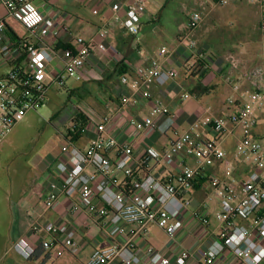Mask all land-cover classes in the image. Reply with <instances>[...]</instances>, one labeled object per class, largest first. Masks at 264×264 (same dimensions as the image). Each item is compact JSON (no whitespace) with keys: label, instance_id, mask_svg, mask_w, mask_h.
<instances>
[{"label":"built area","instance_id":"obj_1","mask_svg":"<svg viewBox=\"0 0 264 264\" xmlns=\"http://www.w3.org/2000/svg\"><path fill=\"white\" fill-rule=\"evenodd\" d=\"M9 16L15 18L26 29L33 41L24 40L18 49L6 39V23L0 16V57L12 64L11 71L0 79V142L4 136L30 112H39L47 104L53 84H64V75L75 76L86 67L94 51L107 52L108 30L101 29L98 38L88 41L74 37L75 48L59 47L58 39L62 26L45 18L34 0H0ZM216 5L226 7L249 1L257 3L261 9L260 29L264 32V0H214ZM124 9L125 14L121 15ZM113 20L136 36L142 27V15L146 12L145 0H131L126 6L113 4ZM97 14V11H94ZM203 20L200 12H192L187 20L183 48L203 63V70L220 68L219 59L210 48L200 47L192 37V30ZM167 53L162 47L160 54ZM59 58L64 64V74L49 80L48 68ZM232 67L237 61L226 58ZM65 75V76H66ZM179 76L177 67L166 66L153 60L132 85L134 93L150 103L149 115L127 116L123 109L136 105L141 99L136 94L122 96V110L119 116H96L84 105L74 106V116L79 113L94 126V137L86 148L79 147L73 140L65 138L61 147V158L56 164L57 176L49 184L43 204L51 210L56 203L66 198L70 200L67 214L78 216L89 214L103 218L112 214L111 224L118 226L125 222L133 225L131 238L120 245L113 243L104 249H95L87 264H111L120 260L122 264H141L143 257L135 237L151 226H157L170 238H174L184 222V212L192 207L189 192L197 181L206 195L218 194L220 211L217 215L219 231L215 240L200 256L201 264H215L221 255L231 253L241 264H261L264 261V138H258L255 130L258 115L264 111V64L253 67L249 72L252 88L243 90L240 83L231 78L230 87L235 95L226 103L234 108L228 117L206 112L193 120L186 131L176 129V116L159 99H153L150 88L153 84L166 85ZM128 83L126 77L121 78ZM186 94L184 98H188ZM71 120V122H72ZM115 128V132L112 130ZM211 131L214 137L204 135ZM174 135L165 149L151 143L155 135ZM84 134V133H83ZM236 137L234 160L249 167L242 179L227 183L216 175L207 174V169L221 162L228 173L234 165L228 157L222 142ZM136 143L141 149L139 158L135 155ZM192 160L194 164H189ZM153 164L176 166L178 171L164 181L150 172ZM141 172L143 175H138ZM116 173L123 176L120 179ZM194 218L202 227L209 225L208 217L196 211ZM33 230H42L51 240H43L40 247L44 251L54 250L57 256L65 252L77 254L79 243L76 231L67 219L60 222L35 224ZM15 251L25 260L36 253L31 245H15ZM151 264H174L171 257L149 246ZM180 261L194 260L195 253L181 250Z\"/></svg>","mask_w":264,"mask_h":264},{"label":"crops","instance_id":"obj_2","mask_svg":"<svg viewBox=\"0 0 264 264\" xmlns=\"http://www.w3.org/2000/svg\"><path fill=\"white\" fill-rule=\"evenodd\" d=\"M131 0H34L35 5L45 18L52 19L62 26L58 43L61 48H75L72 39L83 37L88 41L98 38L101 29L106 28L108 35L106 44L108 51H94L90 63L80 69L74 77L78 82L75 91L70 93L68 102L73 110L74 106L84 105L93 110L96 116H119L122 110V96L134 95L133 83L139 75L148 69L153 60H159L166 66L177 67L179 76L166 85L153 84L150 88L153 99L159 98L164 106L176 116V129L186 131L190 123L206 112L213 115L228 117L234 108L226 103L228 97L235 95L230 87L229 80L236 79L243 90L252 88L248 72L256 66L258 53L254 50V39L248 30H245L243 20L255 10L258 21H261V9L257 3L244 1L235 3V11L239 12L237 27L228 28L221 25H210L205 28L206 22H218L219 17L214 16L216 4L214 0H145L146 12L142 15V27L136 36L126 31L121 24L114 22L112 6L118 3L126 6ZM211 4V5H210ZM170 10V11H169ZM97 11V14L94 13ZM200 12L203 20L192 30V37L200 47L210 48L219 59L220 68L204 72L200 61L185 51L183 46L184 35L189 15ZM124 9L121 15H124ZM0 16L6 23V39L18 49V44L24 40L33 41L26 29L18 20L9 16L6 7L0 1ZM258 23V24H259ZM222 34L215 37L216 30ZM165 47L167 53L160 54V49ZM237 56V57H235ZM242 56V59L239 57ZM233 58L238 63L234 68L226 61ZM199 61V62H198ZM251 66L249 68L246 67ZM203 65V63H201ZM12 64L0 57V79L4 78L12 69ZM49 80L59 74H64V64L56 58L49 66ZM66 75V74H65ZM64 75V76H65ZM128 79L127 84L121 78ZM54 86V84L52 85ZM188 94V98L184 96ZM140 102L129 105L123 109L127 116L143 117L151 111L150 103L142 99L140 93L136 94ZM70 108V109H69ZM66 110V111H67ZM65 109L56 114L52 123L59 126L70 127L73 116H65ZM88 122L87 130L75 143L86 148L94 137V126ZM68 127V128H69ZM67 128V130H68ZM113 131L115 128L112 129ZM116 131V130H115ZM114 131V132H115ZM258 138H264V111L258 115V126L255 130ZM204 135L214 137L211 131H204ZM62 136V138L60 137ZM61 147L65 144L64 134ZM174 135H155L151 139L159 149H165ZM236 137H230L222 142V147L227 151L232 160L234 170L228 173L221 162L207 169V174L216 175L227 183H236L248 172V165L234 160ZM135 155L140 157L141 149L136 143ZM233 145V149H231ZM61 147L54 152L46 153L27 168L20 169L25 178H14L0 183V264H87L95 249L110 247L113 243L126 244L131 238L132 231L136 228L128 223L118 226L111 224L112 214L103 218H96L89 214L72 216L67 214L69 199H62L51 210H45L44 198L49 191L50 182L56 178V164L61 158ZM45 156L48 163L45 164ZM50 157V158H49ZM189 164H194L188 160ZM178 171L176 166L153 164L150 172L161 180L167 181L171 174ZM116 175L123 179L119 173ZM138 175H143L139 172ZM192 207L181 216L184 225L170 238L157 226H151L146 231H141L135 237V242L143 257L141 264H151V255L147 254L149 246L161 251L164 256L171 257L174 264H201L203 260L200 253L216 239L219 231L217 220L220 211V198L218 194L206 195L200 187L194 186L189 192ZM212 206V207H211ZM196 211L208 217L209 225L202 227L194 218ZM67 219L70 226L76 231L79 243L77 254L69 252L57 256L55 251H44L40 245L43 240L52 237L42 230H33L35 224L43 226L46 222H60ZM31 245L39 251V256L25 260L15 251V245ZM190 250L195 253L194 260L185 262L178 259L181 250ZM111 264H122L115 260ZM215 264H241L231 254L221 255ZM264 264V261L261 263Z\"/></svg>","mask_w":264,"mask_h":264},{"label":"rangeland","instance_id":"obj_3","mask_svg":"<svg viewBox=\"0 0 264 264\" xmlns=\"http://www.w3.org/2000/svg\"><path fill=\"white\" fill-rule=\"evenodd\" d=\"M215 6L214 16L219 17V20L218 22H206L205 28H209L210 25L237 27L239 12L235 11L233 4L226 7ZM250 12L243 22H245V30H248L253 36L254 50L260 58L253 64L256 66L264 62V32L260 29L256 11L253 9ZM221 34L222 32L217 29L215 37L219 38ZM239 58L242 59V56ZM244 63L247 68L253 66H247L248 63L245 61ZM77 83L74 77L64 76V84H54L51 87L46 106L39 112L28 113L20 123L4 136L0 142V183L6 180L10 181L12 177L25 178L26 175L22 171L19 172L20 169L27 168L34 163V160L40 161V157L44 154L60 149L62 145V136L60 135L63 133L64 138H67L69 126L65 128L51 121H54L56 114L59 115L64 109L66 111L70 107L68 98L70 93L75 91L78 86ZM66 115L72 117L74 115L73 110H67ZM230 148L233 149V145ZM48 160L45 156V164L48 163Z\"/></svg>","mask_w":264,"mask_h":264},{"label":"trees","instance_id":"obj_4","mask_svg":"<svg viewBox=\"0 0 264 264\" xmlns=\"http://www.w3.org/2000/svg\"><path fill=\"white\" fill-rule=\"evenodd\" d=\"M61 47V46H59ZM65 46H63L62 48H64ZM199 62V61H198ZM201 69L202 67H204V65H202L200 63ZM204 72L202 74L205 73ZM87 125V119L84 117L83 114L79 113L75 116V118L72 120L71 122V126L68 128V133H67V138L73 140L74 142L78 141L79 138L82 136V134L84 133L83 130L85 128V126ZM200 183L201 181H197V183L195 184V186L200 187ZM39 251L36 250V253L34 254V256L32 258L38 257Z\"/></svg>","mask_w":264,"mask_h":264}]
</instances>
